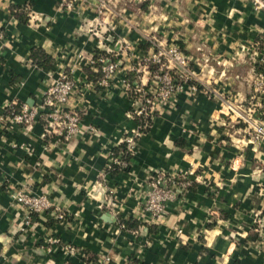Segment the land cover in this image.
Here are the masks:
<instances>
[{"label": "crops", "instance_id": "crops-1", "mask_svg": "<svg viewBox=\"0 0 264 264\" xmlns=\"http://www.w3.org/2000/svg\"><path fill=\"white\" fill-rule=\"evenodd\" d=\"M0 28V115L9 103L37 105L63 74L77 83L65 106L80 113L68 141L44 136L41 120L0 122V264H264V145L228 113L255 105L264 123V98L251 99L253 71L264 70L248 54L264 44L263 10L251 0H85L77 12L58 0H0ZM157 42L182 48L198 90L176 94L115 171L111 158L137 128L123 85L148 84L137 63ZM97 52L119 61L107 86ZM154 172L191 181L160 224L144 211ZM15 191L45 196L64 219L45 212L23 227ZM129 221L137 226L121 225ZM47 236L80 253L47 252Z\"/></svg>", "mask_w": 264, "mask_h": 264}, {"label": "built area", "instance_id": "built-area-1", "mask_svg": "<svg viewBox=\"0 0 264 264\" xmlns=\"http://www.w3.org/2000/svg\"><path fill=\"white\" fill-rule=\"evenodd\" d=\"M85 0H58L61 9L67 12H77L79 6ZM108 0H99L100 8H105ZM257 9L264 11L263 0H251ZM4 33L0 28V45ZM155 51L137 63V66L148 75L146 86L141 84L124 83L126 93L132 92L131 99L135 104L133 114L139 116L146 123H151L157 114H161L163 107L170 100L185 89L196 92L197 85L193 82V74L190 70V60L184 54L182 48L175 44H161L157 42ZM109 54V53H108ZM249 57L253 65H259L264 69V44L256 43L249 51ZM114 57L97 56L96 63L100 67V85L107 86L109 80L119 68V61ZM77 83L69 75L63 74L51 84L42 94L41 101L35 106L26 104L9 103L0 115V122L7 129L14 127H31L36 121L41 120L44 127V136L56 135L64 141L70 140L79 131L80 113L67 108L65 105L69 96L76 89ZM251 99L259 103L264 98V72L253 71L251 82ZM229 117L241 125L252 144L264 145V123L257 116L255 105L247 110L242 108H228ZM88 131L94 130L88 127ZM144 131L136 128L134 132L126 136L121 142L124 151L120 155L111 158L110 168L118 167L125 170L129 165L126 156L132 157L135 153L139 138ZM150 190L144 203V211L148 213L155 224H160L165 218V205L178 194L186 192L191 181L187 176L179 174L171 176L163 172H154L149 182ZM12 199L26 210L23 227L32 224V216L45 212H54L58 220L64 219V212L52 204L45 196H33L21 191H15ZM260 241L264 246V217L257 220ZM22 230V229H21ZM47 252L59 251L65 256H75L79 250L71 244L63 243L57 236H47L44 239Z\"/></svg>", "mask_w": 264, "mask_h": 264}, {"label": "trees", "instance_id": "trees-1", "mask_svg": "<svg viewBox=\"0 0 264 264\" xmlns=\"http://www.w3.org/2000/svg\"><path fill=\"white\" fill-rule=\"evenodd\" d=\"M42 55H40V53L39 52H33L32 53V60H33V62H38L37 63V65H39V66H42V63H40L39 62V59L40 58H43L44 56H42ZM97 56H109V54H107V53H103V52H97V54L95 55V58H94V60L97 58ZM111 59H113L114 60V57H110ZM44 59V58H43ZM95 64H96V66H99L100 64L99 63H96L95 62ZM100 67V66H99ZM263 69V68H262ZM260 70V69H259ZM264 70V69H263ZM99 74V73H98ZM128 95L130 96V97H132V92L131 91H129L128 92ZM133 117L135 118V120L137 121V127H139V129H141V130H143L144 132H146L148 129H149V127H150V125H151V123H146L144 120H142V118L141 117H139V116H136V115H134L133 114ZM120 149H121V151H124V145L123 144H121L120 145ZM118 150V149H117ZM117 150H114L115 151V154L114 155H116V153H117ZM130 156H126V160L128 161V160H130ZM119 168L118 167H115L114 168V170L116 171V170H118ZM113 170V171H114ZM123 224V227L125 228V229H131L132 227H136L137 226V223H135V222H131V221H129V222H121V225Z\"/></svg>", "mask_w": 264, "mask_h": 264}]
</instances>
